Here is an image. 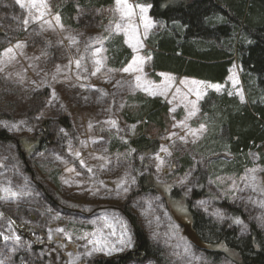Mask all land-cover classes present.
I'll use <instances>...</instances> for the list:
<instances>
[{"label": "rangeland", "instance_id": "1", "mask_svg": "<svg viewBox=\"0 0 264 264\" xmlns=\"http://www.w3.org/2000/svg\"><path fill=\"white\" fill-rule=\"evenodd\" d=\"M114 1L0 0V130L13 138L0 143V264H91L133 252L125 209L162 251L161 264H237L199 242L192 211L241 235L251 225L264 231V146L242 159L204 148L201 103L209 92L247 103L241 66L234 60L224 85L153 75L148 41L163 24L139 0ZM118 39L132 53L124 68L110 56ZM140 94L170 108L165 129L151 125L157 152L132 145L141 125L124 115ZM65 116L71 133L56 124ZM46 130L52 141L40 145Z\"/></svg>", "mask_w": 264, "mask_h": 264}, {"label": "trees", "instance_id": "2", "mask_svg": "<svg viewBox=\"0 0 264 264\" xmlns=\"http://www.w3.org/2000/svg\"><path fill=\"white\" fill-rule=\"evenodd\" d=\"M139 1L149 5L150 17L163 24V31L148 41L153 49L150 62L153 75L170 73L180 78L224 85L234 60L241 66L247 103L215 92H209L210 96L201 103L209 129L208 141L204 143L207 153L229 152L242 159L250 151L261 149L264 146V0ZM114 2L84 0V4L98 8L112 6ZM64 7L65 12L73 13V4ZM110 56L115 68H124L131 61L132 53L118 39L110 48ZM134 100L135 107L124 115L130 123L141 125L132 145L139 153L157 152L158 144L150 134L151 125L165 129L170 108L161 98L140 94ZM56 124L67 132L73 131L71 120L66 116ZM43 135L40 145L50 144L49 132L46 130ZM12 141L8 132L0 130V143ZM227 166V169H234ZM223 169L226 170V165ZM139 186L142 190L149 188L145 178L139 179ZM201 194L194 193V198ZM226 209L232 217L246 219L242 210ZM123 215L133 233L134 251L115 259L97 258L91 264H128L135 258L163 263L162 251L151 243L139 218L129 209H125ZM192 217V229L201 244L230 251L236 256L237 264H264V231L255 225L250 226L248 234L241 235L237 229L219 226L195 211ZM220 253H216V259Z\"/></svg>", "mask_w": 264, "mask_h": 264}, {"label": "bare ground", "instance_id": "3", "mask_svg": "<svg viewBox=\"0 0 264 264\" xmlns=\"http://www.w3.org/2000/svg\"><path fill=\"white\" fill-rule=\"evenodd\" d=\"M150 4V3H149ZM58 7V6H57ZM172 21V20H171ZM162 24V23H161ZM171 29H172V27H171ZM8 37V36H7ZM22 38V37H21ZM249 39V38H248ZM151 40V39H150ZM252 41V40H251ZM115 45V44H114ZM6 48V47H5ZM119 48V47H118ZM241 56V55H240ZM238 61H239V59H238ZM188 76V75H187ZM199 79V78H198ZM222 80V79H221ZM212 81V80H211ZM221 83V82H220ZM215 95V94H214ZM210 96V95H209ZM209 99V98H208ZM216 99V98H215ZM202 112V111H201ZM208 119V118H207ZM214 127V126H213ZM207 136V135H206ZM229 153V152H228ZM220 163V162H219ZM235 263V262H234Z\"/></svg>", "mask_w": 264, "mask_h": 264}, {"label": "snow or ice", "instance_id": "4", "mask_svg": "<svg viewBox=\"0 0 264 264\" xmlns=\"http://www.w3.org/2000/svg\"><path fill=\"white\" fill-rule=\"evenodd\" d=\"M117 2L118 3H120V0H117ZM23 6V5H22ZM33 6H35V5H33ZM57 20H59V17H57ZM25 23H26V21H25ZM128 69H125V71H127Z\"/></svg>", "mask_w": 264, "mask_h": 264}]
</instances>
